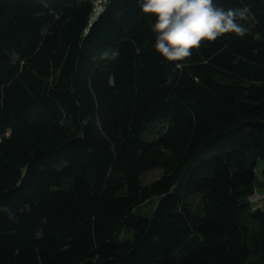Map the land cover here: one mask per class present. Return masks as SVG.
I'll return each instance as SVG.
<instances>
[{"label": "trees", "instance_id": "obj_1", "mask_svg": "<svg viewBox=\"0 0 264 264\" xmlns=\"http://www.w3.org/2000/svg\"><path fill=\"white\" fill-rule=\"evenodd\" d=\"M214 3L177 66L138 0H0V264H264V0Z\"/></svg>", "mask_w": 264, "mask_h": 264}, {"label": "clouds", "instance_id": "obj_2", "mask_svg": "<svg viewBox=\"0 0 264 264\" xmlns=\"http://www.w3.org/2000/svg\"><path fill=\"white\" fill-rule=\"evenodd\" d=\"M143 14L155 18L154 50L168 62L185 61L202 42H214L226 34L243 37L247 29L240 21L246 9H225L214 0H138ZM118 50L104 52L102 58L115 59ZM255 202V198H254Z\"/></svg>", "mask_w": 264, "mask_h": 264}, {"label": "rangeland", "instance_id": "obj_3", "mask_svg": "<svg viewBox=\"0 0 264 264\" xmlns=\"http://www.w3.org/2000/svg\"><path fill=\"white\" fill-rule=\"evenodd\" d=\"M264 170V165L263 163H260L256 169V177H257V185H256V189H255V194L254 196L250 199V203L253 206L254 210L258 209L261 210L262 212H264V179L262 178V172ZM161 176V172H151L149 174H147L144 178H143V183L144 185H149L153 182H155L157 179H159V177ZM254 198H255V202H254ZM155 205H149L148 208H143V213L145 216H149L150 212H151V208H153ZM250 242L257 247L258 251H260V253H263L264 248L261 245V238L259 233L253 229L252 233L249 237Z\"/></svg>", "mask_w": 264, "mask_h": 264}]
</instances>
